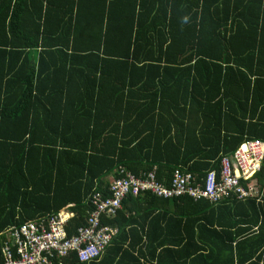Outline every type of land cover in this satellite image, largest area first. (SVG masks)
<instances>
[{
  "label": "trees",
  "instance_id": "16d2710c",
  "mask_svg": "<svg viewBox=\"0 0 264 264\" xmlns=\"http://www.w3.org/2000/svg\"><path fill=\"white\" fill-rule=\"evenodd\" d=\"M264 144V0H0V264L14 230L73 213L108 178L219 174ZM261 196H128L100 258L60 264H264Z\"/></svg>",
  "mask_w": 264,
  "mask_h": 264
},
{
  "label": "built area",
  "instance_id": "2783aa9c",
  "mask_svg": "<svg viewBox=\"0 0 264 264\" xmlns=\"http://www.w3.org/2000/svg\"><path fill=\"white\" fill-rule=\"evenodd\" d=\"M263 162L264 144L260 140H249L231 155L222 157L219 174L213 171L205 178L177 170L170 185H166L157 180L156 168L140 178L125 173L124 177L110 182L109 198L98 193L93 195L87 224L77 229L74 236L68 237L66 231L73 218L70 213H59L43 223L24 225L10 236L12 246L5 245L2 264H60L71 253L82 263L97 260L118 233L102 226V219H113L128 196L137 198L149 194L161 200L188 198L213 205L258 199L261 193L255 176L260 174Z\"/></svg>",
  "mask_w": 264,
  "mask_h": 264
},
{
  "label": "crops",
  "instance_id": "0c3cea01",
  "mask_svg": "<svg viewBox=\"0 0 264 264\" xmlns=\"http://www.w3.org/2000/svg\"><path fill=\"white\" fill-rule=\"evenodd\" d=\"M108 183H110L111 182V179L110 178H108ZM260 186V185H259ZM61 213H70V212H68V211H63V212H61ZM70 214H72L73 216H74V214L73 213H70Z\"/></svg>",
  "mask_w": 264,
  "mask_h": 264
}]
</instances>
